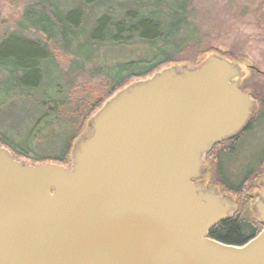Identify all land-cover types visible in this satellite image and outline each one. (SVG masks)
Masks as SVG:
<instances>
[{"label":"water","instance_id":"1","mask_svg":"<svg viewBox=\"0 0 264 264\" xmlns=\"http://www.w3.org/2000/svg\"><path fill=\"white\" fill-rule=\"evenodd\" d=\"M241 75L211 54L124 86L91 116L69 168L0 146V264H264V184L263 229L237 246L209 236L234 197L196 182L212 147L254 116Z\"/></svg>","mask_w":264,"mask_h":264},{"label":"trees","instance_id":"2","mask_svg":"<svg viewBox=\"0 0 264 264\" xmlns=\"http://www.w3.org/2000/svg\"><path fill=\"white\" fill-rule=\"evenodd\" d=\"M105 1L79 0L73 4V0H35L27 7L23 20L19 22V29L7 33L0 41V112L6 107H17L19 104L16 103L19 102L24 103V106L31 104L35 112L41 114L40 122L49 120L47 125L58 126L57 130L51 129L50 136L62 140L59 155L32 156L28 151L17 150L13 140L10 141L9 136L0 131V146L8 147L17 159L24 158L32 164L53 162L70 167L76 140L84 132L91 116L106 100L124 86L146 79L163 67L181 62L174 51H179L182 46L176 44L178 36L190 32L188 0H126L118 10H114L112 5L107 6ZM146 2L152 3V6L148 7ZM89 6L92 9L107 6L101 15L96 16L91 26H87L89 18L86 10ZM28 28L43 33L45 39L28 38L22 33ZM51 42L74 57L72 70L68 74L75 70L83 71L85 65L99 59L105 47H122L141 42L150 44L152 50L156 48V51L149 58L139 61L115 62L93 68L94 74L108 77L106 94L91 106L83 104L71 110L75 114L64 115L71 106L63 94L66 90V83L62 81L64 74L59 72L56 57L49 49ZM159 43L162 46L156 47ZM171 47L175 50H171ZM251 96L256 99L258 108L245 131L234 139L235 142L232 141L234 144L222 142L207 153L211 172L225 173L223 159L235 155L238 140L255 132L258 124H264V98L254 92ZM256 156L238 184L228 182L223 176L214 180L222 191L233 193L236 201L231 217L210 230L211 238L241 246L263 229V224L253 214L251 204L256 197L253 179L264 162V149Z\"/></svg>","mask_w":264,"mask_h":264},{"label":"rangeland","instance_id":"3","mask_svg":"<svg viewBox=\"0 0 264 264\" xmlns=\"http://www.w3.org/2000/svg\"><path fill=\"white\" fill-rule=\"evenodd\" d=\"M78 1L74 2L73 0V4ZM124 1L126 0H112V2L107 0L105 3L109 7L112 5L114 10H118ZM34 2L35 0H0V41L7 33L19 29V22L23 20L27 7ZM146 3L149 4L148 7L152 6V3ZM105 7L100 9L87 7L86 13L89 18L87 21L89 25L87 26L92 25L96 16L105 11ZM187 11L189 14L188 22L191 24L190 32L187 34L183 32L178 36L179 40L176 44L182 45L179 51L171 47L181 62L166 67L195 66L201 64L209 55L218 54L241 66L242 75L239 81L240 87L244 91L250 94L254 92L264 98V0H188ZM22 33L28 38L45 39L43 33L33 28L23 30ZM161 46L162 44L159 43L156 47ZM49 49L56 57L59 72L64 74L62 81L66 83V90L63 94L71 106L70 111L66 110L64 115L75 114L74 111L71 112L72 109L80 108L83 104L89 107L106 94L109 79L106 75L94 74L93 68L105 67L104 65L115 62L139 61L149 58L156 51V48L152 50L150 44L141 42L122 47H105L101 50L99 59L85 65L83 71L75 70L68 74L72 70L74 57L61 50L53 42L49 43ZM73 69L75 68L73 67ZM16 104L19 105L11 108L6 107L0 112L1 133L8 135L10 141L13 140L17 150L23 149L30 152L32 156L59 155L61 151L59 145L62 140H56L55 137L53 139V136H50L51 129L57 130L58 126L47 125L49 120L40 122L41 114L35 112V108L31 104H25V106L24 103L20 102ZM256 127L255 132L238 140L235 155L223 159V167L226 168L225 173L211 172L205 157L201 166L202 174L198 180H204V183L208 184L209 187L218 188L221 196L231 195L236 201L233 193L222 191L214 180L222 176L233 184H238L242 180L251 163L257 158V153L264 149V124H258ZM234 142L232 143L234 144ZM21 159L24 158L17 160ZM253 183L256 197L253 199L251 209L256 216L254 204L264 184V162L257 169Z\"/></svg>","mask_w":264,"mask_h":264},{"label":"flooded vegetation","instance_id":"4","mask_svg":"<svg viewBox=\"0 0 264 264\" xmlns=\"http://www.w3.org/2000/svg\"><path fill=\"white\" fill-rule=\"evenodd\" d=\"M251 119H252V118H251ZM250 121H251V120H250ZM249 123H250V122H249ZM249 123H248V124H249ZM245 129H246V128H245ZM245 129H244L240 134H242V133L245 131ZM240 134H239V135H240ZM239 135H237V136H235V137H233V138H231V139H227V140H225V141H222V142H226V141H227V142H232V141H234V139H237V137H238ZM222 142H220V143H222ZM217 144H219V143H217ZM214 146H215V145H214ZM214 146H213V147H214ZM229 146H231V145H229ZM196 182H202L204 187H209L208 184L206 185V184L204 183V180H202V179H201V180H197Z\"/></svg>","mask_w":264,"mask_h":264}]
</instances>
